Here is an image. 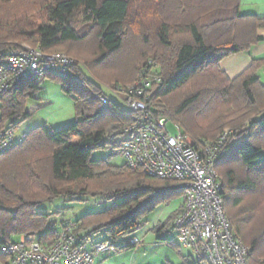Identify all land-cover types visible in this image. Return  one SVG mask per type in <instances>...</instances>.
Instances as JSON below:
<instances>
[{"label": "trees", "instance_id": "1", "mask_svg": "<svg viewBox=\"0 0 264 264\" xmlns=\"http://www.w3.org/2000/svg\"><path fill=\"white\" fill-rule=\"evenodd\" d=\"M262 28L264 18L241 13V0H0V60L29 44L75 59L74 70L82 78L78 84L52 75L23 81L2 98L1 126L8 127V119L31 115L26 101L37 99L45 82H57L74 99L77 119L59 130L39 127L0 157V244L29 234L53 241L59 227L53 216L59 213H39L42 202L122 200L77 222L78 231L106 230L117 241L138 234L144 218L183 196L177 190L160 193L167 182L127 164L92 160L108 145L118 148L132 115L109 99L81 64L102 84L126 87L152 61L161 79L151 91L156 111L197 146L232 131L216 166L224 210L250 249L249 264L264 261V85L257 75L264 59L253 61L235 79L221 68L227 58L259 45ZM136 43L139 50L129 54V67L118 65L117 56L128 54ZM118 69L126 76H119ZM176 216L174 212L154 231L172 229ZM160 242L185 258L178 245Z\"/></svg>", "mask_w": 264, "mask_h": 264}, {"label": "built area", "instance_id": "2", "mask_svg": "<svg viewBox=\"0 0 264 264\" xmlns=\"http://www.w3.org/2000/svg\"><path fill=\"white\" fill-rule=\"evenodd\" d=\"M76 64L65 54H49L30 46H22L0 60V157L28 137L11 126H1L4 95L20 82L49 75L81 83L80 74L74 70ZM160 81L157 67L149 61L133 84L107 87L132 115L131 122L122 129L121 150L126 164L167 182L160 193H183L172 223L174 242L194 255L195 264H249L250 249L237 236L225 213L222 180L216 170L225 157L232 131L226 130L215 142L197 146L178 124L152 107L151 91ZM140 244L141 238L134 235L122 238L121 243L102 240L89 249L78 225L71 222L56 231L52 242H42L38 235L29 234L17 242L0 244V257L9 259L10 264H94L96 256Z\"/></svg>", "mask_w": 264, "mask_h": 264}, {"label": "rangeland", "instance_id": "3", "mask_svg": "<svg viewBox=\"0 0 264 264\" xmlns=\"http://www.w3.org/2000/svg\"><path fill=\"white\" fill-rule=\"evenodd\" d=\"M244 9L245 8H243L241 10L242 14H245ZM248 12L255 15V13L258 12V9L257 8H251L250 10H248ZM22 46H30L31 47V45H29V44H23ZM136 49L139 50V45L137 43H136V45H130L129 48L127 49V51L129 52L128 54L121 53V55L119 54V56H117V62H118L117 64L118 65L124 64V65L129 67L130 62H131V61H127L131 57L129 54L131 53V51H135ZM124 52H125V48H124ZM81 69L84 70V72L86 74H88L91 78H94V81L103 88L106 96L109 99L118 102L119 105L124 110H126L124 103L122 101H120L118 98H116L110 91L107 90V87H111V86L102 84L93 75H91L92 74L91 71L88 70L89 68L87 66H85L84 63L81 64ZM116 72L118 75L120 74L123 77L126 76V73L124 72L123 69H118V70H116ZM39 94H43L50 99L51 104L49 107L43 108V109H37V111H36L37 101L35 99L34 100L28 99L26 101V111L30 112L31 115L28 118L21 116V117L8 119L7 120L8 123L6 121V124L10 123L9 125H11V127H13V125H17L18 126L17 128H14V127L13 128L18 133L31 134V132L33 130H35L39 127H43V126H46L50 130H52V129H54V124L51 122L52 118L54 117V115H52V113L54 112V114L57 115L56 113L59 112V110H62V108H65L67 104H72V103L74 104L73 98L67 96L63 92L60 84L57 82L47 81L45 89L42 90ZM226 130H229V129H226ZM121 143H122V137H121V139H119L117 141L118 148L114 149L113 145H108L107 148L95 152L92 155V160L99 161V160L105 159V160H108L110 162V164H112L114 166L126 165V159H125L124 154L121 150ZM121 202H122V200L104 201L101 199L88 198V199H85V201L83 203L69 204L65 200H58L54 203L42 202L41 204H39L37 206V211L39 213L47 214V215L59 213V216L58 215L53 216V219H55V221H57L60 224L66 220L72 221V220L81 218L84 215L89 214V213L101 212V211L108 210L112 206L119 204ZM179 204H180V199H176L169 204L170 205L169 208L170 209L172 208V210H173V208H175ZM67 206H69V207H67ZM153 218H154V214H151L148 217L144 218L142 221L144 227H146L148 224H150V222L153 220ZM235 233H237V232H235ZM135 236H137V234ZM94 237H95V235H94ZM100 237H104L103 239H106V240L110 239L108 234L106 233V231H103ZM137 237H139V236H137ZM173 238H175V233L171 229H167V230H164L161 232H155L154 230L147 232L144 235V239H143L144 243H142L144 245L141 246L139 250L145 252L146 254H153V252H157L158 249L161 250V248H162L164 250V252H168L171 256H178L176 253L169 251L165 246L161 245V243H163V242H160V240H162V241L163 240H171L172 241ZM15 239L16 238H14V240ZM117 242L121 243L122 238L117 240ZM174 243H176V242H174ZM181 251H182L183 256L185 258H187L186 260H188V261L184 260L185 258H181V257L179 258L178 257L180 259L179 264H192V262L194 263L195 257L191 252H188L184 249H181ZM164 252H161V253H164ZM259 263L263 264L264 261L261 259V260H259Z\"/></svg>", "mask_w": 264, "mask_h": 264}, {"label": "crops", "instance_id": "4", "mask_svg": "<svg viewBox=\"0 0 264 264\" xmlns=\"http://www.w3.org/2000/svg\"><path fill=\"white\" fill-rule=\"evenodd\" d=\"M243 8H245L244 9L245 14L243 15H253L252 13H249L248 10H250L251 8H257L258 12L255 13V15L258 16L259 18H264V0H241V10ZM259 34L260 36H262L263 41L256 47L252 48L250 52L231 56L221 63L222 70L228 75L230 79H235L241 74H243L252 65L253 61L264 59V28L259 30ZM257 75L260 79V82L264 85V67L258 70ZM45 87H46V82L43 90L45 89ZM35 100L37 101L36 111L37 109L47 108L51 104L50 99L43 94H38L37 99ZM56 114L57 115H55L54 112L52 113L54 117L52 118L51 122L54 124V130H59L73 124L77 119L76 110H75V101L74 104L73 103L67 104L65 108H62V110H59V112H57ZM262 158H264V154L262 155ZM178 206L173 208V210L172 208L171 209L169 208L170 205H162L158 207L156 211L153 213L154 218L150 222V224L144 227V229L137 234V236L141 238L140 245L135 246V248L132 249L118 250L113 253L106 254L104 256H96L94 259V264H179L180 256L174 250L169 248L165 243H161V245L165 246L169 251L176 253L178 256H171L168 252H164L162 248L161 250L158 249L157 252H153V254H146L145 252L139 250L140 247L144 245L142 244L144 243L143 240L144 235L147 232L153 231L157 226L164 223L175 212ZM101 212H94L86 215L98 214ZM79 219L80 218L72 221L66 220L60 224L58 223L59 224L58 229H61L62 227H64L65 225L71 222H76V224H78L77 222ZM103 231L99 233H93L92 230L90 229L89 231L84 230L79 232L83 237L85 244H87V247L91 249V244L97 243L102 240H106L103 239L104 237H100ZM21 237L22 236H18L16 237L15 240L13 239V241L17 242L20 240ZM171 242L173 244H176L174 243V238ZM0 264H10V260L1 257Z\"/></svg>", "mask_w": 264, "mask_h": 264}]
</instances>
